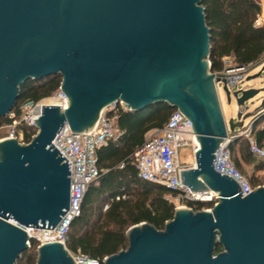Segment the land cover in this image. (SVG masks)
<instances>
[{"label":"water","instance_id":"water-1","mask_svg":"<svg viewBox=\"0 0 264 264\" xmlns=\"http://www.w3.org/2000/svg\"><path fill=\"white\" fill-rule=\"evenodd\" d=\"M208 55L200 0H0V117L27 78L58 73L67 96L63 109L41 105L27 143L0 140V264H15L28 247L24 227L52 228L68 208L69 162L51 144L56 131L66 123L88 132L101 109L118 101L128 110L162 102L181 111L198 143L181 182L218 197L210 208L174 207L161 230L129 226L127 246L102 264H264V185L241 197L237 183L212 167L218 144L244 118L252 123L264 102L244 105L257 90L230 92L210 72ZM217 82L236 103L227 123ZM36 251V264H73L59 242Z\"/></svg>","mask_w":264,"mask_h":264},{"label":"trees","instance_id":"trees-1","mask_svg":"<svg viewBox=\"0 0 264 264\" xmlns=\"http://www.w3.org/2000/svg\"><path fill=\"white\" fill-rule=\"evenodd\" d=\"M204 21L209 34V70L218 74L224 67L223 59L231 65L249 66L264 56V24L254 26L260 12L259 0H200ZM58 73L41 78H27L18 84L17 98L10 110L11 117H0L6 127L20 116L19 106L25 100H38L50 95L60 84ZM176 108L155 102L138 110H123L118 104L108 112L115 115V125L121 134L107 140L96 149L99 176L86 188L79 214L72 220L65 238V247L73 254H85L101 259L127 246L125 230L139 222H146L157 230L171 219L175 203L163 197L168 189L160 184L138 177L133 152L143 143L145 134L161 127L169 113ZM264 110L252 117L251 131L258 142L264 141ZM36 132L34 126L19 122L15 135L27 143ZM233 165L251 186L264 184V161L248 151L242 137L233 138L227 145ZM121 164V167L119 165ZM252 164L253 174H245L241 167ZM118 196V199H114ZM123 196V197H122ZM192 210L210 208V201L186 200ZM107 207L103 210V206ZM37 242L29 246L16 259L15 264H36ZM214 245V253L221 251Z\"/></svg>","mask_w":264,"mask_h":264},{"label":"built area","instance_id":"built-area-1","mask_svg":"<svg viewBox=\"0 0 264 264\" xmlns=\"http://www.w3.org/2000/svg\"><path fill=\"white\" fill-rule=\"evenodd\" d=\"M262 22L263 19L257 15L253 25L259 26ZM223 62L224 67L218 75L226 80V85L230 88L243 80L248 66L235 68V65L229 64L227 58H224ZM228 66L231 68L226 69ZM116 104L123 110H128L121 101L111 103L101 109L90 131L73 132L64 123L54 134L51 144L69 162L68 208L52 228L24 227L28 238L25 242L28 246L31 239L37 242V246L47 242H59L66 249L73 264H102L104 257L99 259L69 252L65 247V238L72 220L79 214L80 204L87 186L100 174L101 170L96 164V149L107 140H114L121 134L115 125V115L108 114ZM41 105H57L63 109L67 106V96L58 86L48 96L35 101L25 100L19 106V118L11 121L5 137H1L0 140L4 138L16 139L15 126L19 122L35 127L34 122L41 113ZM12 115L10 112L8 116ZM261 128L264 130V127ZM235 137L244 138L248 151L263 161L264 141L256 140L249 121L246 125L228 132L213 152V169L219 174H226L233 179L241 190L240 196L243 197L256 186H251L247 178L231 161L227 145ZM185 147L190 149L193 158L198 143L193 134L191 122L181 111L174 109L161 127L151 129L145 134L143 143L133 152L132 157L138 177L166 187L168 191L163 194V197L174 202V207L190 208L185 205L186 200L210 201L214 204L218 197L216 191L208 189L205 192H193L181 182L179 171L193 166V162L191 164L180 162L181 156L178 150ZM114 199H118V196H115ZM106 207L107 205H104L103 210Z\"/></svg>","mask_w":264,"mask_h":264},{"label":"rangeland","instance_id":"rangeland-1","mask_svg":"<svg viewBox=\"0 0 264 264\" xmlns=\"http://www.w3.org/2000/svg\"><path fill=\"white\" fill-rule=\"evenodd\" d=\"M262 66H264V60L259 62L256 65H253V66L249 65L248 67H250V68H248V70L245 72L243 80L239 81L236 84L235 88L230 87L229 88L230 92L234 91L235 89H242V88L244 89V88H248V87L254 88V87L260 85V81H262L264 79V70H261V73L257 76L251 77L249 79H246V77L252 76V75L258 73ZM216 92H217L219 109H220L221 116H222L224 122L227 123L230 118L235 120L237 108H236V103L234 101L233 96L230 94L229 102L226 100L224 92L221 89V83L220 82L216 83ZM254 99H255V96L251 97L250 99H248L247 101L244 102V105L249 104V102L254 100ZM249 120H250V117L244 118L242 121V125H246L249 122ZM7 130H8V127H6L4 125V123H1L0 124V138L5 137ZM16 139L18 142L22 143L20 135H17ZM186 149H187V147H185V149L182 151H181V149L178 150L181 158L186 155V153H185ZM181 158H180V162H182ZM184 160L186 161L187 164L193 162V158H191V157H188ZM241 170L247 175L253 174L252 164L243 165L241 167ZM261 179H263V182H264V177H262ZM260 185H264V184H260Z\"/></svg>","mask_w":264,"mask_h":264},{"label":"crops","instance_id":"crops-1","mask_svg":"<svg viewBox=\"0 0 264 264\" xmlns=\"http://www.w3.org/2000/svg\"><path fill=\"white\" fill-rule=\"evenodd\" d=\"M259 5H260V12L258 13V16L261 19H263V22L260 24V25H262V24H264V0H259ZM263 60H264V56L257 63H255L253 65L258 64L259 62H261ZM250 67H248V68H250ZM261 70H264L263 66L261 67L260 71L258 73H256V74L252 75V77L259 75L261 73ZM248 88H253V87H248ZM254 89L257 90V93L254 95L255 99L249 102V104H248L249 105V109H252V108L256 107L257 105L260 104V102H264V79L262 81H260V85L254 87ZM262 110H264V104L261 106V108L258 111H262ZM250 120H251V118H250ZM260 127H264V121L260 124ZM184 149L185 148L181 149V151L184 150ZM185 153H186V155L181 158L184 163H186V161L184 159H186L188 157L192 158V153L190 152V149L188 147H187ZM189 164H191V163H189ZM256 173L257 174L258 173L259 174H264V170L257 171Z\"/></svg>","mask_w":264,"mask_h":264},{"label":"bare ground","instance_id":"bare-ground-1","mask_svg":"<svg viewBox=\"0 0 264 264\" xmlns=\"http://www.w3.org/2000/svg\"><path fill=\"white\" fill-rule=\"evenodd\" d=\"M176 208H178V209H180V210L185 209L183 206H179V207H176Z\"/></svg>","mask_w":264,"mask_h":264}]
</instances>
